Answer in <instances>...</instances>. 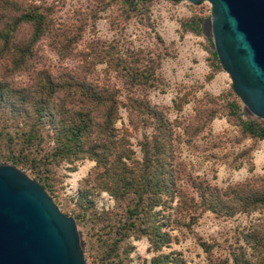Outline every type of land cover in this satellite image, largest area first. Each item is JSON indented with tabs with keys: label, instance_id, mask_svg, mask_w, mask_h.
Segmentation results:
<instances>
[{
	"label": "trees",
	"instance_id": "1",
	"mask_svg": "<svg viewBox=\"0 0 264 264\" xmlns=\"http://www.w3.org/2000/svg\"><path fill=\"white\" fill-rule=\"evenodd\" d=\"M128 2L138 10L137 0ZM52 10L30 0H0V159L28 169L49 188L53 166L62 163L72 169L84 158L94 161L89 184L79 193V205L91 208L90 190L107 191L116 202L113 210L92 213L96 219H107L113 235L98 264H127L118 243L129 236L147 237L154 252L148 264H187L180 251L162 248L178 241L173 231H191L204 212L231 217L258 211L264 219V186L244 181L219 187L194 174L177 154V143L190 144L214 118L215 109L196 106L192 118L177 131L179 121L170 120L145 96L128 95L121 101L120 89L110 78H89L97 58L59 65L60 70L53 71L39 54L40 41L47 39L62 62L83 27L56 23ZM97 49L99 57L101 48L91 47ZM210 52L218 63L216 52ZM145 57L139 50L128 60L118 56L106 61L114 70L126 68L123 77L128 88L142 87L154 83L153 67L144 63ZM149 58L152 65L157 62ZM16 72L27 74V83L14 82L11 75ZM226 102L238 107L234 100ZM123 107L152 128L138 141L139 157L129 130L116 126ZM197 115L204 119L197 120ZM239 128L264 138V125L256 120L240 119ZM75 218L81 219L78 214ZM263 224L244 227L241 244L224 257L213 256L212 245L199 241L206 253L201 264H264Z\"/></svg>",
	"mask_w": 264,
	"mask_h": 264
},
{
	"label": "rangeland",
	"instance_id": "2",
	"mask_svg": "<svg viewBox=\"0 0 264 264\" xmlns=\"http://www.w3.org/2000/svg\"><path fill=\"white\" fill-rule=\"evenodd\" d=\"M30 1L50 6L56 23L83 27L81 36L62 62L49 48L47 39L40 41L39 54L44 56L45 63L53 71H59V65H75L84 59L97 58L89 70V78L97 81L110 78L120 89L121 101H125L128 95L145 96L152 104L161 107L170 120L179 121L177 131H182L181 126L192 118L196 106L215 109L214 118L205 124L190 144L177 143V154L194 174L219 187L244 181L264 186V138L243 133L239 128L240 119H253L262 125L264 120L255 117L234 93L230 75L210 52L214 51V44L209 1L137 0L138 10L129 6L128 0ZM96 45L101 48L99 57L98 49L91 50ZM139 50L146 53L144 63L153 67L154 83L128 88L123 77L126 68L114 70L108 59L119 56L128 60ZM150 55L157 59L153 65ZM100 57L105 60L99 61ZM11 76L19 85L27 83V74L16 72ZM227 100L236 101L238 107L226 104ZM195 118L204 119L202 115ZM116 126L129 130L130 143L139 157L138 141L152 128L142 124L135 112L124 107L120 110ZM0 163L12 164L1 159ZM94 164V161L84 158L72 169L62 163L53 166L48 177L50 188L44 187L61 211L74 218L76 214L81 217L76 222L87 264H98L102 254L109 249L113 236L107 219H96L92 213L116 208L115 200L107 191L95 190L89 191L91 208L79 205V193L89 184ZM17 167L34 178L28 169ZM252 223H264L258 211L236 213L231 217L206 211L191 231H173L178 233V241L163 247L162 251H180L187 264H201L206 261V253L199 245V241L203 240L212 245L213 256L224 257L241 244V230ZM137 242H141L139 251ZM118 246L127 264H148L154 254L145 236L126 237Z\"/></svg>",
	"mask_w": 264,
	"mask_h": 264
},
{
	"label": "water",
	"instance_id": "3",
	"mask_svg": "<svg viewBox=\"0 0 264 264\" xmlns=\"http://www.w3.org/2000/svg\"><path fill=\"white\" fill-rule=\"evenodd\" d=\"M207 1L219 63L234 93L264 120V0ZM0 264H87L75 218L40 181L9 163H0Z\"/></svg>",
	"mask_w": 264,
	"mask_h": 264
},
{
	"label": "clouds",
	"instance_id": "4",
	"mask_svg": "<svg viewBox=\"0 0 264 264\" xmlns=\"http://www.w3.org/2000/svg\"><path fill=\"white\" fill-rule=\"evenodd\" d=\"M141 242H137V250L139 251V245Z\"/></svg>",
	"mask_w": 264,
	"mask_h": 264
},
{
	"label": "built area",
	"instance_id": "5",
	"mask_svg": "<svg viewBox=\"0 0 264 264\" xmlns=\"http://www.w3.org/2000/svg\"><path fill=\"white\" fill-rule=\"evenodd\" d=\"M207 1V0H206ZM208 2V1H207ZM210 3V2H209ZM210 11H211V13H212V5H211V3H210Z\"/></svg>",
	"mask_w": 264,
	"mask_h": 264
}]
</instances>
